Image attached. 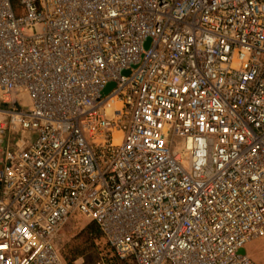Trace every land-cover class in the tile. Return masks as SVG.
<instances>
[{
	"label": "built area",
	"instance_id": "obj_1",
	"mask_svg": "<svg viewBox=\"0 0 264 264\" xmlns=\"http://www.w3.org/2000/svg\"><path fill=\"white\" fill-rule=\"evenodd\" d=\"M0 116V264H259L264 0H0Z\"/></svg>",
	"mask_w": 264,
	"mask_h": 264
},
{
	"label": "rangeland",
	"instance_id": "obj_2",
	"mask_svg": "<svg viewBox=\"0 0 264 264\" xmlns=\"http://www.w3.org/2000/svg\"><path fill=\"white\" fill-rule=\"evenodd\" d=\"M18 6V4L15 2ZM14 98L18 100L19 106L22 108H30L31 107V97L28 92L24 90H18L14 93ZM3 127L6 129L5 134H3V138L5 136L7 138H13L14 131L8 130L7 121L3 116H0V129ZM1 134V133H0ZM0 136V140L3 139ZM1 148V146H0ZM90 224V221L86 220L83 217L77 216L70 220V222L63 228L59 239H58V247L61 255H68V251L70 247L78 245L79 243H83L81 238V232ZM108 242L105 238L96 241L95 246H93L92 254L98 258L96 264H108L106 260V253L109 251L107 247ZM247 254L257 263L264 264V238L259 240H254L246 247ZM130 259L132 261H130ZM120 260V261H119ZM117 263L115 264H136L134 259L127 258L122 260L119 258ZM128 261V262H122ZM67 263V262H66ZM69 264V263H67ZM73 264H84L83 258H78L73 262Z\"/></svg>",
	"mask_w": 264,
	"mask_h": 264
},
{
	"label": "trees",
	"instance_id": "obj_3",
	"mask_svg": "<svg viewBox=\"0 0 264 264\" xmlns=\"http://www.w3.org/2000/svg\"><path fill=\"white\" fill-rule=\"evenodd\" d=\"M81 238L83 243H79L73 247H70L68 255H61L65 262L73 264L78 258L84 259V264H96L97 257L92 254L93 246H95L96 241L104 238L102 231L99 229L98 225L94 222H90L88 226L81 232ZM109 251L106 253V260L108 264H115L119 260L115 250L107 244ZM97 258V259H95ZM120 261V260H119ZM130 261H132L130 259ZM128 262V261H122Z\"/></svg>",
	"mask_w": 264,
	"mask_h": 264
},
{
	"label": "water",
	"instance_id": "obj_4",
	"mask_svg": "<svg viewBox=\"0 0 264 264\" xmlns=\"http://www.w3.org/2000/svg\"><path fill=\"white\" fill-rule=\"evenodd\" d=\"M245 251L243 250L242 253H244Z\"/></svg>",
	"mask_w": 264,
	"mask_h": 264
},
{
	"label": "bare ground",
	"instance_id": "obj_5",
	"mask_svg": "<svg viewBox=\"0 0 264 264\" xmlns=\"http://www.w3.org/2000/svg\"><path fill=\"white\" fill-rule=\"evenodd\" d=\"M247 252V251H246Z\"/></svg>",
	"mask_w": 264,
	"mask_h": 264
}]
</instances>
